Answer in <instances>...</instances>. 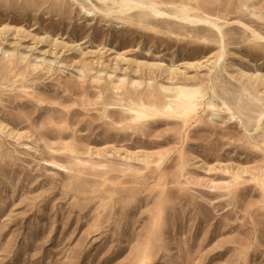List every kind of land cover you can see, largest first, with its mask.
I'll use <instances>...</instances> for the list:
<instances>
[{
  "label": "rangeland",
  "instance_id": "rangeland-1",
  "mask_svg": "<svg viewBox=\"0 0 264 264\" xmlns=\"http://www.w3.org/2000/svg\"><path fill=\"white\" fill-rule=\"evenodd\" d=\"M138 1L0 0V264H264V0Z\"/></svg>",
  "mask_w": 264,
  "mask_h": 264
},
{
  "label": "bare ground",
  "instance_id": "bare-ground-1",
  "mask_svg": "<svg viewBox=\"0 0 264 264\" xmlns=\"http://www.w3.org/2000/svg\"><path fill=\"white\" fill-rule=\"evenodd\" d=\"M97 1L101 5H106V3L110 2L111 4L116 6L115 11L113 12L115 14H125L128 11H132L134 9H139L145 15L151 14L155 18L165 19V20H174V19L175 20H181L183 22L190 23V24H198L201 26H206L209 29H214L218 33H220V28L216 25L214 20H210V19H206V18L202 19L199 17H190L188 15H174V14L166 13L165 11H162V10L154 7L153 5L142 2V1L119 0L118 3L115 2L114 0H97ZM109 10L110 9L106 8V12H109ZM148 13H150V14H148ZM181 94L183 95V97H186L184 92L181 91ZM222 105L223 106H222V109L220 111L223 113L224 112L230 113V109L228 107H226L225 104H222ZM180 107H181V113H180L179 117L181 119L189 118L191 116V114L193 113L194 105H192L189 101H187V99L183 100L182 103H180ZM153 112H154L153 110L145 109V111L138 112V118L139 119H142L145 117L149 118L150 116H153V115H150ZM260 118H262V117H260Z\"/></svg>",
  "mask_w": 264,
  "mask_h": 264
}]
</instances>
